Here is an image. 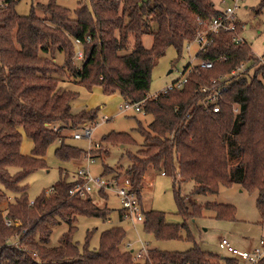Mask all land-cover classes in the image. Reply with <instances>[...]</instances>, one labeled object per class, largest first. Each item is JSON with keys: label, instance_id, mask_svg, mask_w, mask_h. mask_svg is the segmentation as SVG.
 I'll return each instance as SVG.
<instances>
[{"label": "trees", "instance_id": "obj_1", "mask_svg": "<svg viewBox=\"0 0 264 264\" xmlns=\"http://www.w3.org/2000/svg\"><path fill=\"white\" fill-rule=\"evenodd\" d=\"M17 1L0 0V264H138L132 262L131 251L120 248L125 237L121 226L101 232L99 249H78L72 240L77 216L107 219L109 210L89 197L71 196L68 191L75 182L65 175L53 184L55 193L42 192L29 204L24 181L47 167L48 146L60 140L54 150L58 159H81L83 149L66 143L62 131L98 118L100 106L71 111L78 92L65 88L67 83L89 91L96 86L103 94L117 93L130 101L145 99L143 112L152 119L146 128L139 124L143 147L137 154L128 153L131 163L123 174L139 196L149 167L170 176L182 217V222L170 223L164 212L143 209L144 230L155 238H179L185 229L192 239L187 220L205 210L219 219H235L232 205L187 206L176 182L191 181L194 195L216 194L219 184L237 183L257 192V207L264 212V65L257 66L246 43L235 44L230 33L218 34L206 51L197 54L213 61L211 69L189 72L181 90L147 98L157 59L170 46L179 54L184 43L192 41L199 21L218 15L214 0H91L90 6L76 7L74 15L50 1L40 7L47 18L33 12L18 14ZM263 8L260 0L254 12ZM147 34L152 36L149 48L143 44ZM74 39L82 45L83 61L76 62ZM58 53L61 63L56 61ZM248 61L256 65L253 74L227 83L219 111L205 109L200 87L210 86L212 79ZM23 136L33 143L29 154L21 152ZM102 141L132 140L128 133L110 132ZM103 172L122 171L104 166ZM6 218L17 225H6ZM61 221L68 223L67 232L58 246H48L52 227ZM14 235L20 247L8 244ZM143 260L145 264H235L196 243L184 252L150 249ZM259 264H264V257Z\"/></svg>", "mask_w": 264, "mask_h": 264}, {"label": "rangeland", "instance_id": "obj_2", "mask_svg": "<svg viewBox=\"0 0 264 264\" xmlns=\"http://www.w3.org/2000/svg\"><path fill=\"white\" fill-rule=\"evenodd\" d=\"M50 1L70 9L72 15H74V10L80 4L88 6L91 4V0H18L14 8L20 15H28L33 12L39 17L47 18L48 15H45L40 7ZM259 2L260 0H240L238 2L239 7L235 10V17L242 25L239 34L250 48L254 58L258 60L257 66L264 65V8L260 13L256 14L254 12ZM214 3L217 9L222 10L227 5L232 6L234 1L214 0ZM151 42L152 36L150 34L143 36L145 47L149 48ZM197 52L198 45L195 41L184 43L179 54L174 47H168L152 68L147 98L155 97L153 95L163 91L173 81L181 78L184 68L189 63L191 65L196 63L192 59L197 55ZM56 61L62 62L60 53L57 54ZM245 66L248 67V73L252 75L256 65H252V62L248 61L245 62ZM64 86L78 92L77 98L71 103L72 112L83 108H95L109 97V100L104 102L103 107L98 109V118L93 123L96 124L92 136L93 141H101L104 151L101 157L95 160L92 169L99 174L104 173V166H108L115 171L124 173V169L131 163L128 153L137 154L143 147L144 139L137 128L140 123L146 128L152 116L142 111L132 110L127 113H118L117 107L123 98H120L117 93L114 94L117 96L106 95L96 86L90 91L82 85L73 83H67ZM103 115L108 118L103 119ZM78 129H64L62 135H65L64 140L66 143L86 149L88 141L85 138H72V134L78 132ZM110 132L128 133L132 141L125 143L103 142L102 137ZM58 145L59 140H56L48 146L45 153L47 167L33 171L25 179L29 201L34 200L42 192H46L62 176L65 175L68 180H71L77 166H80L81 159L71 162L58 159L54 154V150ZM32 147V141L23 136L20 147L21 152L29 154ZM172 182L170 176L162 175L160 170L149 167L143 177L140 203L144 210L154 209L164 212L167 222L180 223L182 217L177 211ZM176 185L179 187L182 196L186 198L187 206L195 203L203 205L206 202L232 205L235 207V219H219L213 215V212L205 210L203 214L187 220L192 239L187 236L185 229H183L179 238L157 239L153 234L144 230L143 222L136 223L134 227L130 222L120 218V202L117 196L113 194L104 196L91 192L89 198L100 208L106 207L109 210L108 218L77 216L74 221L75 230L72 240L77 243L80 251H83L84 248L97 250L100 245L101 232L113 226H121L125 230V237L120 246L121 250L131 251L133 263L145 264L143 259L147 255L140 259L134 258V255L142 248L147 251L158 249L168 252H184L196 243L204 251L228 257V253L219 247L218 242L221 237H225L238 250L251 249L260 238H264V212L262 213L257 207L256 191L247 190L237 183H232L229 185L219 184L216 194L194 195L191 193L193 188L191 181L176 182ZM68 226V223L64 221L54 225L47 245L58 246L61 243V236L67 232ZM15 236L10 237L8 240H16L17 236Z\"/></svg>", "mask_w": 264, "mask_h": 264}, {"label": "built area", "instance_id": "obj_3", "mask_svg": "<svg viewBox=\"0 0 264 264\" xmlns=\"http://www.w3.org/2000/svg\"><path fill=\"white\" fill-rule=\"evenodd\" d=\"M232 6L227 5L215 17L207 21H199V28L195 32L192 41H195L198 45V52H204L206 49L212 45L216 39V36L220 33H230L231 40L235 44L245 43L243 38L240 36L241 23L235 17V10L239 7L240 0H233ZM87 40L89 38L87 37ZM188 41L187 43H189ZM74 44L76 46L75 59L78 61H83L85 59L83 54V49L80 41L74 39ZM196 62L194 65L188 64V67L184 68L181 78L173 81L168 87H166L161 92H166L167 90H181L185 83L187 82V74L189 72L198 71L197 68L211 69L213 67V61L209 59H204L199 56H195L192 59ZM196 68V69H193ZM248 73V67L245 63H240L238 67L233 69L228 75L224 77H219L218 79H212L210 86H202L199 89L200 95H202V104L206 107L205 109H211L213 112L219 111V101L222 102L221 94L228 87L227 83L239 76ZM157 94L153 95L156 96ZM130 101L123 99L117 107L118 113H127L132 111H142L143 112V101ZM237 112V108L233 109ZM103 119H107L106 115L102 116ZM93 123L82 124L78 132L72 134L73 139L85 138L88 141L86 149H83L81 160L82 163L76 169L72 181L75 184L69 189V194L71 196H79L86 198L91 192H96L102 195L113 194L118 197L120 202V218L130 222L134 227L136 223L144 221L143 208L140 203V196L135 190L131 183V180L125 176L123 173L115 172L112 174L95 173L92 169L95 160L101 156L104 151V147L100 141H93ZM54 130H57L54 128ZM60 142V140H59ZM162 174H164L162 172ZM55 187H50L45 195L55 193ZM11 199V197H9ZM29 204H33V200L29 201ZM6 225L16 224V222L10 219H5ZM13 243V244H12ZM219 247L224 252L228 253L229 257L234 261L235 264H259L260 260L264 257V238H260L255 247L247 250H238L233 247L225 237L219 239ZM8 244L20 247L19 240L14 241L9 240ZM148 251L142 248L134 258L140 259L146 256Z\"/></svg>", "mask_w": 264, "mask_h": 264}, {"label": "crops", "instance_id": "obj_4", "mask_svg": "<svg viewBox=\"0 0 264 264\" xmlns=\"http://www.w3.org/2000/svg\"><path fill=\"white\" fill-rule=\"evenodd\" d=\"M216 7V6H215ZM219 10V9H218ZM99 88V87H98ZM100 89V88H99ZM112 96H117V95H114V94H112ZM120 98H122L121 96H120ZM107 100H109V97L108 98H106V99H104L103 101L104 102H106ZM119 101V100H118ZM104 102L102 103V104H100V105H98V106H100V107H103V105H104ZM120 102V101H119ZM86 109H91V108H86ZM81 164H82V160H81ZM80 164V165H81ZM79 166V165H78ZM78 166H77V168H78ZM76 168V169H77ZM161 174H162V172H161ZM163 175V174H162ZM105 196V195H104ZM89 197V196H88ZM140 199H141V195H140ZM93 202V201H92ZM94 203V202H93ZM95 204V203H94ZM96 205V204H95ZM119 214H120V208H119ZM258 243V242H257ZM257 244H255L253 247H255ZM252 247V248H253ZM221 257H226V256H223V255H220ZM227 258H230L229 256L227 257ZM222 264H228V263H222Z\"/></svg>", "mask_w": 264, "mask_h": 264}]
</instances>
